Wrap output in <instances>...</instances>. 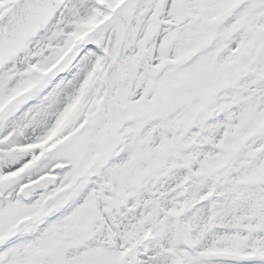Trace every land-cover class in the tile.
<instances>
[{
	"label": "snow or ice",
	"instance_id": "1",
	"mask_svg": "<svg viewBox=\"0 0 264 264\" xmlns=\"http://www.w3.org/2000/svg\"><path fill=\"white\" fill-rule=\"evenodd\" d=\"M0 264H264V0H0Z\"/></svg>",
	"mask_w": 264,
	"mask_h": 264
}]
</instances>
